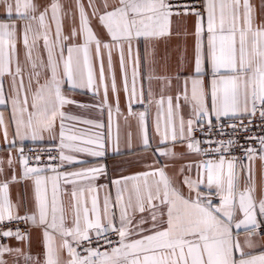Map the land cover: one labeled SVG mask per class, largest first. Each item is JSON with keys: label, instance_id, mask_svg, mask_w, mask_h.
Listing matches in <instances>:
<instances>
[{"label": "snow or ice", "instance_id": "obj_1", "mask_svg": "<svg viewBox=\"0 0 264 264\" xmlns=\"http://www.w3.org/2000/svg\"><path fill=\"white\" fill-rule=\"evenodd\" d=\"M189 16L192 59L156 74V45ZM0 106V264H264V0H0ZM114 112L135 120V145L129 131L121 149ZM109 151L137 170L110 175ZM26 182L31 208L10 197Z\"/></svg>", "mask_w": 264, "mask_h": 264}, {"label": "crops", "instance_id": "obj_2", "mask_svg": "<svg viewBox=\"0 0 264 264\" xmlns=\"http://www.w3.org/2000/svg\"><path fill=\"white\" fill-rule=\"evenodd\" d=\"M39 3L45 4L48 2V0H38ZM62 3H64L66 6L72 7L74 6L75 0H61ZM99 2V0H98ZM113 0H109V3H112ZM254 2L258 5L259 0H254ZM194 17L189 16L186 22V25L184 23H179V24H174L173 26V34L167 38L166 40L160 41L156 45V61L157 63L154 65L155 67V72L158 75H164L167 73L170 74H175V71L178 66V56H180L181 53H184L185 57L188 60H191L193 55H194V42L195 38L192 35L194 28H193V21ZM74 23H78V21H73L70 19H66L64 21V27L63 31L64 34L67 35L70 28ZM93 27L96 28V31L100 32V35L103 39H107V37L104 36L103 31L96 27L95 22L93 23ZM79 43V41H77ZM135 50V49H134ZM168 54V59L165 61L163 57L165 54ZM95 55L93 51V56ZM140 56H141V67H140V72L143 75L146 72H149L151 68L153 67L151 64H145L144 58H145V51L144 48L141 47L140 49ZM148 56L149 59H151V46H149L148 50ZM113 61L115 64V74H116V83L118 87L122 88V79H121V72L119 68V62H118V56L114 52L113 53ZM104 64H105V74L106 76L108 75V69H107V56L105 54L104 57ZM129 72V80L131 79V66L129 65L128 68ZM110 83V82H109ZM155 86V85H153ZM147 87V83L145 82V88ZM174 90V89H173ZM90 96V94H89ZM88 96H82V95H76L75 99L78 101H86L88 100ZM112 99V93L111 89L109 88V100L111 101ZM125 95L123 91L120 93V107L124 115H127V108L125 106ZM0 110H4L2 106H0ZM66 111L68 109H65ZM133 110L134 111H142L143 106L142 105H133ZM71 112L74 115L81 116L83 118L87 119H97L101 118L102 121L105 123L107 126L108 123V114L107 111L103 113V116L100 117V114L94 110V109H79L76 107L71 108ZM185 115H187L185 113ZM4 116L5 119H8L9 112L7 110H4ZM155 118V109L153 108L152 111V117L151 119L154 120ZM117 123L119 124V135H120V147L123 150L124 148V141L126 138V135L129 131L132 133V139H133V144L135 145L137 143V138H136V126H135V120L131 121L132 127L129 129L128 125L124 121V116H117L115 112L113 113V135L115 136L116 134V125ZM78 127H83V125H77ZM9 139H12V129L9 128ZM26 146H32L30 141H25L24 142ZM4 144V139L2 134H0V145ZM175 150L177 152H182L184 151V147L180 144H177L175 147ZM13 156H15V151H13ZM0 156L6 157L7 152H0ZM129 156H121V155H113L111 151H109V154L104 158L102 163H106L108 166V171L109 174L115 177L118 175L120 172H123L124 174H129L132 171H136L137 169H127L125 170L124 167H122V161H125L129 159ZM91 159V158H89ZM188 160H196L198 157L195 156H190L187 158ZM20 169L19 166H17V172L19 173ZM171 174V172H170ZM254 179H255V184H256V189H257V195L259 196L261 186L264 185V171H262L261 163L260 161H256L254 164ZM102 183L104 181H101ZM10 197L11 199L15 202L18 198H26L28 202L29 208L32 206V189H31V182H26V183H20V184H13L10 187ZM21 214H23V208H21ZM243 233V229L237 230ZM39 232L37 230H33L32 232V247L31 251L35 255L38 252H40V247L38 244V238ZM243 234L241 235L240 239L241 242L243 241ZM7 243L10 244H15L16 242L14 240H8L6 241ZM259 243L264 244V239H261ZM23 247V245H19ZM64 259H66V254L63 256Z\"/></svg>", "mask_w": 264, "mask_h": 264}, {"label": "built area", "instance_id": "obj_3", "mask_svg": "<svg viewBox=\"0 0 264 264\" xmlns=\"http://www.w3.org/2000/svg\"><path fill=\"white\" fill-rule=\"evenodd\" d=\"M245 122H247V121H245ZM201 134L199 133V132H197L196 133V136L197 137H199ZM27 147H32V146H27ZM10 227H14V225H9ZM21 227L23 228L24 226L23 225H21ZM4 242H6V241H4Z\"/></svg>", "mask_w": 264, "mask_h": 264}]
</instances>
